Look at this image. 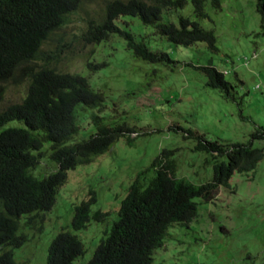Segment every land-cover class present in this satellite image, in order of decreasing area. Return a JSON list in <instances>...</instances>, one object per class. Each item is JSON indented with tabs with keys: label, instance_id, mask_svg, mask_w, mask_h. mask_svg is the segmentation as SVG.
<instances>
[{
	"label": "rangeland",
	"instance_id": "374dc122",
	"mask_svg": "<svg viewBox=\"0 0 264 264\" xmlns=\"http://www.w3.org/2000/svg\"><path fill=\"white\" fill-rule=\"evenodd\" d=\"M109 1L113 0L84 5L70 15L68 23L44 49L54 54L50 68L85 76L94 90L105 95L106 106L99 114L107 123H125L135 128V143L129 146L121 139L104 156L69 171L56 205L41 214L44 220L34 229L37 232L42 227V231L35 233L26 228L31 240L15 250L18 264H45L50 242L62 229L71 230L75 207L94 190L98 200L93 211L101 209L108 216L75 233L88 250L77 264H86L104 231L118 219L130 184L164 150L175 151L179 177L196 186L211 179L213 167L207 163L210 157L195 152L196 140L172 130L174 125L225 144H246L259 129L264 132V36L257 0H221L219 11L211 4L206 6L210 19L201 21V25L214 31L217 54L204 43L191 47L172 44L137 17L128 16L118 23L131 28L136 40L146 43L152 51L168 52L178 63L169 67L136 58L119 36L91 46L80 41L90 21L102 20ZM187 2L183 9L166 10L164 21L178 25L179 16L195 19L192 0ZM89 63L99 68L91 69ZM103 63L105 68L101 67ZM203 66L228 71L226 79L235 85L233 99L224 98L219 89L206 85V77L193 69ZM27 91L28 83L6 86L0 109L22 102ZM95 112L80 111L81 131L75 140L80 142L95 132L91 119ZM9 127L27 129L21 121H12L5 128ZM253 141L255 147H264V139ZM57 167L45 158L35 174L46 176ZM231 185L236 190L220 188L211 203L197 200L199 217L188 226L171 228L166 247L155 253L154 264H264V160L255 173H236ZM25 220L23 217L22 226Z\"/></svg>",
	"mask_w": 264,
	"mask_h": 264
},
{
	"label": "trees",
	"instance_id": "16d2710c",
	"mask_svg": "<svg viewBox=\"0 0 264 264\" xmlns=\"http://www.w3.org/2000/svg\"><path fill=\"white\" fill-rule=\"evenodd\" d=\"M98 0H0V104L9 85L28 83L26 98L0 109V264H18L15 250L30 242L26 228L35 232L42 213L51 211L61 189L67 184L69 171L89 165L104 156L121 139L132 146L135 128L125 123L106 122L99 113L105 108V95L94 90L88 78L80 74L59 73L50 68L54 54L44 46L61 30L70 15L84 5ZM187 0H113L106 4L104 17L90 21L80 41L85 46L98 45L113 36L126 41L136 58L167 67L178 63L168 52L152 51L137 41L131 28L118 23L125 17H137L145 26H153L168 42L191 47L204 43L217 54L214 31L203 28L201 21L210 19L206 6L221 9V0H192L195 19L178 17L164 21L166 10L185 8ZM264 36V0H257ZM91 69L99 65L89 63ZM102 68L106 64L101 65ZM203 74L206 85L219 89L224 98H232L234 83L215 66L193 67ZM237 83L242 81L237 78ZM80 108V109H79ZM92 109L95 132L82 141L75 140L80 131V111ZM12 121L23 122L27 129L9 127ZM185 137L196 140L194 151L205 153L213 167V176L196 186L178 176L180 166L175 151L164 150L130 184L122 200L119 217L104 231L86 264H154L155 253L166 247L167 236L176 225L188 226L199 217L201 199L211 203L220 188H232L235 174L255 173L264 160V147H255V139H264L260 129L246 144L210 141L198 131L171 127ZM58 167L46 176L35 174L43 159ZM74 209L71 230L64 228L50 242L45 264H77L88 252L75 234L108 213L98 209L94 190ZM26 217L24 226L21 220ZM42 227L37 229L41 232ZM35 232V233H37Z\"/></svg>",
	"mask_w": 264,
	"mask_h": 264
},
{
	"label": "clouds",
	"instance_id": "9594fccd",
	"mask_svg": "<svg viewBox=\"0 0 264 264\" xmlns=\"http://www.w3.org/2000/svg\"><path fill=\"white\" fill-rule=\"evenodd\" d=\"M222 72V71H221ZM223 74L225 75V76H227L229 73H228V71H223Z\"/></svg>",
	"mask_w": 264,
	"mask_h": 264
}]
</instances>
